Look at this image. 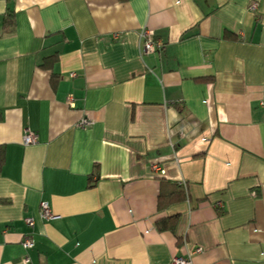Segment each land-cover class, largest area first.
<instances>
[{"label":"crops","instance_id":"obj_1","mask_svg":"<svg viewBox=\"0 0 264 264\" xmlns=\"http://www.w3.org/2000/svg\"><path fill=\"white\" fill-rule=\"evenodd\" d=\"M0 147V264H264V0H0Z\"/></svg>","mask_w":264,"mask_h":264},{"label":"built area","instance_id":"obj_2","mask_svg":"<svg viewBox=\"0 0 264 264\" xmlns=\"http://www.w3.org/2000/svg\"><path fill=\"white\" fill-rule=\"evenodd\" d=\"M248 8L251 11H255L257 9V2L251 1L248 5ZM140 35H141V50L143 53H152V52H155L161 49L162 42L159 39L154 38L153 32L151 30L144 29L141 31ZM73 74L74 73H72L71 75ZM67 100L69 104H72L71 97H68ZM91 125H92V121L86 118L80 119L76 124L77 127H81V128H87V127H90ZM37 141H38V136L34 131L30 129H26L24 131L22 135L23 144L25 145L34 144V143H37ZM151 169L153 171H161L157 163H151ZM39 214L41 218L45 220H50V219H54L57 217L55 214L52 213L50 207L45 201L40 202ZM24 222L30 228H32L34 225V220L32 217H25ZM22 245L24 248H29L32 246V241L29 235L25 236L22 242ZM199 251H201L200 247H197L193 250L194 253L199 252ZM24 261H27V257L24 258ZM189 263H190V256H185V257L184 256H173L171 257V261H170V264H189Z\"/></svg>","mask_w":264,"mask_h":264},{"label":"trees","instance_id":"obj_3","mask_svg":"<svg viewBox=\"0 0 264 264\" xmlns=\"http://www.w3.org/2000/svg\"><path fill=\"white\" fill-rule=\"evenodd\" d=\"M12 22H13L12 12L6 13L5 23L11 26ZM225 35H228V34H225ZM55 57L56 56H51V57L45 58V60L46 59L54 60ZM46 63L44 62L43 64L45 67H46ZM205 79L207 78H203L202 80H205ZM2 154H3V150L0 147V164L2 162ZM185 198H186V192L182 184L172 182L163 177L158 178V194H157V204H156L157 209L160 210V209L166 208L172 203L179 202L181 200H184ZM177 219H178V214H174L172 216H168L166 218L160 219L156 222L157 228L160 230L165 229V230H169L173 232ZM180 242H181V238L177 237V244H179Z\"/></svg>","mask_w":264,"mask_h":264}]
</instances>
